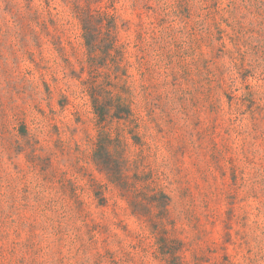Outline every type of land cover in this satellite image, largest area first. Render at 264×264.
I'll list each match as a JSON object with an SVG mask.
<instances>
[{
    "label": "rangeland",
    "instance_id": "obj_1",
    "mask_svg": "<svg viewBox=\"0 0 264 264\" xmlns=\"http://www.w3.org/2000/svg\"><path fill=\"white\" fill-rule=\"evenodd\" d=\"M160 1L170 10L180 0ZM188 1L190 19L170 18L158 30L169 43L165 56L173 58L170 66L165 58L163 68L175 67L182 74L179 88L192 94L173 102L168 93L173 79H147L141 74L146 62L137 63L138 34L160 21L146 5L158 9L160 2L116 3L126 27L121 36L134 63L129 73L142 141L134 145L128 136V156L152 171L170 195L169 229L184 246L185 264H264V66L247 64L235 75L233 88L211 91L210 80L229 60L218 58L215 21H203L213 11L212 0ZM53 7L68 23L60 34L65 51L50 43L41 51L35 48L42 69L27 81L20 77L32 65L14 64L19 45L1 41L0 54L12 75L7 80L0 72L6 88L1 103L12 120L9 131L0 128V264H164L150 228L132 216L126 200L92 162L95 120L82 82L72 75L85 61L81 30L68 6L55 0ZM185 25L194 33L188 43V36L177 32ZM225 41L231 48L228 36ZM4 64L1 59L0 69H8ZM249 91L253 100L246 98ZM20 111L33 136L30 146L21 140V148L15 139ZM93 182L105 186V207L99 206ZM14 239L19 245L12 255Z\"/></svg>",
    "mask_w": 264,
    "mask_h": 264
},
{
    "label": "trees",
    "instance_id": "obj_2",
    "mask_svg": "<svg viewBox=\"0 0 264 264\" xmlns=\"http://www.w3.org/2000/svg\"><path fill=\"white\" fill-rule=\"evenodd\" d=\"M56 1L69 7L81 30L85 61L81 64L80 73L74 71L72 75L82 82L95 120L97 134L92 162L107 183L115 187L126 200L132 216L150 228L160 253V257L157 258L164 264H185L184 246L181 241L171 236L169 229V225H173L170 216L172 203L170 195L160 186V179L155 178L152 171L142 170L141 161L131 160L128 156V136L134 141V145L140 146L142 141L138 133L139 120L133 109L135 89L131 83L132 75L129 73L134 63L129 60L130 44L123 41L121 36L126 27L120 23L116 13L118 0ZM157 1L160 2L158 9H152L147 5L145 8L147 12L153 11L157 14L156 20L160 21L147 24V28H143L138 34L137 63L146 62L147 70L141 74L143 77L146 75L147 79H173L172 88L168 89L170 101L179 100L184 95L192 98L191 93L185 92L182 87L179 88L178 81L182 74L175 67L163 68L165 58L170 59L169 66L173 64V58L165 56L166 45L169 43L165 42L164 37H159L162 31H158L163 27L164 21L170 18L181 21L190 19V3L188 0H180L177 6L168 10L161 6L160 0ZM53 2L55 0H43L40 4H37L36 0H0V47L4 39L15 41L20 48L14 51V64L19 65L28 61L32 65L20 77L22 81H27V76H32L35 70L42 69L41 62L36 59L35 48L41 51L46 43H50L56 46L60 53L65 51L60 34L68 23H63L59 19V14L54 13L56 8L53 7ZM212 2L213 11L209 10L207 13L209 17L203 21L209 18L215 21L214 30L219 43L218 58L225 57L229 60V65L218 68L210 80V90L221 93L227 86L234 87L235 75L245 71L247 64L252 69L258 68V65L264 66V0H212ZM165 10L167 14L162 16ZM224 24L227 29L223 27ZM228 30L231 31L230 34H227ZM175 31L170 29L172 33ZM177 32L188 36L186 43L194 36L188 25L182 26ZM42 35L46 36L47 41ZM226 36L230 40L229 49L225 41ZM189 48L193 49L192 45H189ZM18 52H21L22 58ZM1 59L8 69H0V72L3 76H9L5 77L7 80L11 79L12 75L9 73L11 64L0 54V61ZM67 62L69 63L68 60ZM6 83L10 85L14 82L5 81ZM5 90L3 83L0 82V128L9 131L12 119L5 105L1 103ZM30 90L35 92L36 87L31 85ZM46 90L48 95H51L48 85ZM23 93H27L26 90ZM229 98L232 100L235 96L229 95ZM246 98L253 100V93L249 91ZM252 103L254 105L253 101ZM15 116V120L20 121L19 135L15 138L16 144L22 147L21 140H27L25 143L30 146L33 136L23 118L24 112L20 111ZM91 187L99 206L105 207L107 202L104 195L105 186L93 182ZM11 241L9 250L13 255L17 252L19 244L16 239Z\"/></svg>",
    "mask_w": 264,
    "mask_h": 264
}]
</instances>
